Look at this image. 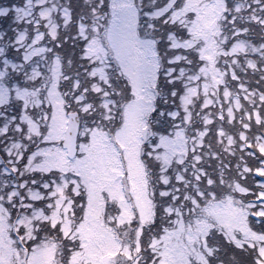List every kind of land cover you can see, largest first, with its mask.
Returning a JSON list of instances; mask_svg holds the SVG:
<instances>
[{"label": "snow or ice", "instance_id": "obj_1", "mask_svg": "<svg viewBox=\"0 0 264 264\" xmlns=\"http://www.w3.org/2000/svg\"><path fill=\"white\" fill-rule=\"evenodd\" d=\"M0 264H264V0H0Z\"/></svg>", "mask_w": 264, "mask_h": 264}]
</instances>
